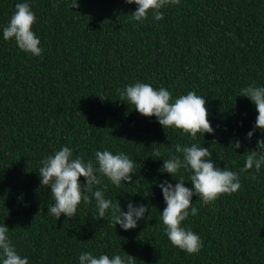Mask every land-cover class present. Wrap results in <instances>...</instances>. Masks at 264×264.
Masks as SVG:
<instances>
[{
    "label": "trees",
    "instance_id": "obj_1",
    "mask_svg": "<svg viewBox=\"0 0 264 264\" xmlns=\"http://www.w3.org/2000/svg\"><path fill=\"white\" fill-rule=\"evenodd\" d=\"M20 2L35 14L40 56L3 39ZM73 2L0 0V226L10 229L18 253L29 264H79L82 252L131 255L136 264H264V165L258 173L240 172L246 149L255 150L264 133L257 129L246 139L258 113L238 96L253 83L264 87V0H180L161 9L162 20L149 12L143 22L131 19L137 6L124 0H76L75 9ZM135 82L163 87L173 101L189 91L205 97L214 133L193 140L142 116L119 100V90ZM236 139L242 147L234 150L229 144ZM193 143L208 148L218 167L240 174L241 187L211 204L193 196L198 214L182 226L203 246L187 254L165 234L157 184L175 185L182 175L192 187L190 172L181 169L173 179L161 168L163 160L182 156L177 144ZM65 146L94 165L103 150L137 163L133 181L122 187L102 177L105 198L122 211L128 202L148 205L137 228L114 227L110 213L94 220V198L82 200L71 219L47 212L54 200L40 185V161Z\"/></svg>",
    "mask_w": 264,
    "mask_h": 264
},
{
    "label": "clouds",
    "instance_id": "obj_2",
    "mask_svg": "<svg viewBox=\"0 0 264 264\" xmlns=\"http://www.w3.org/2000/svg\"><path fill=\"white\" fill-rule=\"evenodd\" d=\"M124 2L137 6L131 13V19L143 22L148 18L149 12L155 21L162 20L164 14L161 9L170 4L178 5L180 0H124ZM70 7L79 8V4L74 0ZM35 22L36 17L29 3H16L14 13L3 28V39L5 41L14 39L19 49L33 56H40L43 52L39 46L40 39L32 31ZM119 92L120 101L133 105V108L144 117H155L163 129L167 127L180 129L184 133H190L193 140L197 138V133L203 136L205 133L213 134L215 131L208 119L206 98L194 91L180 95L173 101L172 94L167 89L160 87L157 90L150 84L135 82L126 85ZM238 96L248 98L258 113L252 130L246 134V139L250 141L257 129L264 133V87L253 83L242 88ZM229 146L235 150L241 148L242 144L236 139L231 141ZM175 151L182 156H172L163 160L161 172L168 173L173 178L184 169L191 173L189 181L192 187L185 186L182 175L175 179V185L168 180H162L157 184L166 205L161 212V221L165 234L174 247L187 254H197L203 246L200 237L191 229L182 226V222L187 220L189 215L198 214V209L192 206L193 196L199 197L203 204L214 203L222 194L231 195L240 189V174L227 167H218L212 159V152L197 143L191 146L177 144ZM244 154L246 159L240 172L254 169L258 173L264 165V139L257 140L255 150L246 149ZM154 155L159 157V150H156ZM40 164L42 165L38 169L40 185L50 189L54 200L47 208V212L56 220L62 214L66 219H71L82 200L91 203L93 198L97 208L93 219H103L106 213H110L114 227L119 225L124 231L137 228L138 223L145 219V214L149 211L148 205H134L132 202L127 203V211H122L119 203H113L105 198L102 177H106L117 188L133 181L132 176L137 169V163L123 152L113 154L108 150L96 151L94 165L92 160L85 162L80 156L73 157V150L65 146L42 159ZM80 177L84 178L83 184L79 182ZM251 179L255 180L256 176L251 175ZM9 230L5 224L0 226V264H29L28 258L21 257L13 245L9 238ZM79 264H136V258L131 255L97 257L91 252H82Z\"/></svg>",
    "mask_w": 264,
    "mask_h": 264
}]
</instances>
